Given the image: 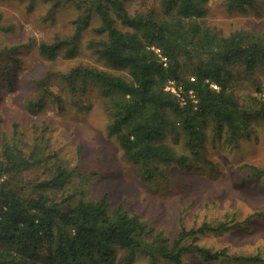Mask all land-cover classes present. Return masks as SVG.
Segmentation results:
<instances>
[{
	"label": "trees",
	"instance_id": "trees-1",
	"mask_svg": "<svg viewBox=\"0 0 264 264\" xmlns=\"http://www.w3.org/2000/svg\"><path fill=\"white\" fill-rule=\"evenodd\" d=\"M55 7L73 5L80 12L79 30L94 17L95 29L104 39L96 50L98 57L120 74L89 66H77L63 77L71 84L80 80L97 84L108 99L111 121L108 135L125 156L140 166L146 180L163 175L159 166L175 164L186 168L205 151L206 125L215 123V135L224 128L231 135H242L253 116L233 90L234 66L241 63L248 73L264 67V38L236 31L225 35L206 23L208 0H162L160 9H126L129 0H49ZM257 0H225L229 9L243 10ZM120 21L125 29L117 27ZM0 13V29L2 28ZM79 34V33H78ZM76 34L71 39L41 42L39 52L54 60L65 52L77 53ZM181 87L186 104L172 92L169 84ZM46 80L40 81L44 93L30 101L32 113L41 112L48 101ZM216 85L218 89L212 87ZM197 99L194 104L189 91ZM253 115L264 119L263 97L251 100ZM0 117V122H1ZM46 129V128H45ZM44 129V131H45ZM183 134L190 155H178L166 143L167 136ZM0 145V264H109L119 249L140 251L147 264H184V255L198 253L207 262L224 259L259 262V257H234L228 249L213 251L197 243L200 236L241 227L227 223L203 222L197 228H181L169 243L123 204L113 207L105 196L101 200L57 201L50 194L63 190L74 171L57 164L50 178L29 191L4 178L40 166L45 161L39 148L27 152L19 142ZM254 177L264 170L250 166ZM259 216L255 214L252 217ZM191 240V243H187Z\"/></svg>",
	"mask_w": 264,
	"mask_h": 264
},
{
	"label": "rangeland",
	"instance_id": "rangeland-1",
	"mask_svg": "<svg viewBox=\"0 0 264 264\" xmlns=\"http://www.w3.org/2000/svg\"><path fill=\"white\" fill-rule=\"evenodd\" d=\"M162 0H129L126 9H160ZM206 23L230 35L236 31L264 38V0L243 10L229 9L225 0H208ZM0 145L15 138L27 152L39 148L45 161L40 166L4 178L14 186L31 190L50 178L59 164L74 175L63 190L50 194L57 201L72 198L99 201L103 197L116 207L123 204L133 215L164 233L169 243L181 228H197L203 222L227 223L241 227L200 236L197 243L213 251L228 249L234 257H259L261 261L224 259L207 262L198 253L184 255V264H264V172L256 178L250 166L264 170V119L253 115L251 100L263 97L264 67L248 73L245 66H234L233 90L253 116L242 135H231L224 128L215 135V123L206 125L205 151L186 168L175 164L159 166L163 175L146 180L140 166L125 156L118 142L109 137L111 116L108 99L97 84L80 80L71 84L63 76L77 66H89L115 74L96 50L103 36L94 17L79 30L80 12L73 5L58 7L49 0H0ZM125 29L120 21L116 23ZM79 33V34H78ZM78 35L77 53L66 58L63 51L51 60L41 55L39 44ZM48 101L39 113L28 109L44 93ZM46 128V129H45ZM45 129V131H44ZM178 155H190L185 137L166 138ZM259 214V216H250ZM191 240L187 243L190 244ZM140 251L119 249L109 264H147ZM160 264H171L161 260Z\"/></svg>",
	"mask_w": 264,
	"mask_h": 264
},
{
	"label": "built area",
	"instance_id": "built-area-1",
	"mask_svg": "<svg viewBox=\"0 0 264 264\" xmlns=\"http://www.w3.org/2000/svg\"><path fill=\"white\" fill-rule=\"evenodd\" d=\"M212 87L215 88V89H218V87H217L216 85H212ZM166 91L172 92V93L175 94L178 98H180V102H181L182 104H186V103H187V101H186V99H185V97H184V95H183L184 92H183V90H182L181 87H177L175 84L171 83V84H169V85L166 87ZM189 97H190L191 101H192L194 104H196V103L198 102L197 99H196V96H195L193 90H190V91H189Z\"/></svg>",
	"mask_w": 264,
	"mask_h": 264
}]
</instances>
